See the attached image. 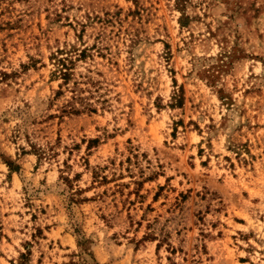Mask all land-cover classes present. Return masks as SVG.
<instances>
[{"label":"rangeland","instance_id":"obj_1","mask_svg":"<svg viewBox=\"0 0 264 264\" xmlns=\"http://www.w3.org/2000/svg\"><path fill=\"white\" fill-rule=\"evenodd\" d=\"M0 264H264V0H0Z\"/></svg>","mask_w":264,"mask_h":264},{"label":"trees","instance_id":"obj_2","mask_svg":"<svg viewBox=\"0 0 264 264\" xmlns=\"http://www.w3.org/2000/svg\"><path fill=\"white\" fill-rule=\"evenodd\" d=\"M57 63L59 65H61V69L58 70V74L61 76V78L64 80V82L66 83L68 78H69V72L66 69V65H65V60L64 59H57ZM63 68V69H62ZM26 256L23 254L21 255V258H25Z\"/></svg>","mask_w":264,"mask_h":264}]
</instances>
